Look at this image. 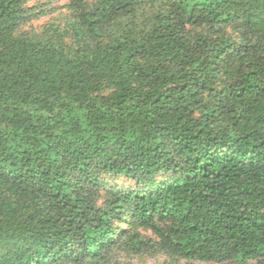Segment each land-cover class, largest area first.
Wrapping results in <instances>:
<instances>
[{
	"label": "trees",
	"instance_id": "1",
	"mask_svg": "<svg viewBox=\"0 0 264 264\" xmlns=\"http://www.w3.org/2000/svg\"><path fill=\"white\" fill-rule=\"evenodd\" d=\"M69 1L71 49L0 0V264L139 251L129 217L171 255L264 264V0Z\"/></svg>",
	"mask_w": 264,
	"mask_h": 264
},
{
	"label": "rangeland",
	"instance_id": "2",
	"mask_svg": "<svg viewBox=\"0 0 264 264\" xmlns=\"http://www.w3.org/2000/svg\"><path fill=\"white\" fill-rule=\"evenodd\" d=\"M26 8H28L30 17L21 31L28 32L40 40L50 38L66 49L77 48L78 41L74 38L73 31L67 26L68 17L73 11L69 0H28ZM188 29L191 30V33L209 34L204 26L188 27ZM228 31L234 37L238 36V33L232 28ZM112 182L123 189L137 187L129 178L125 177L113 179ZM123 227L128 234L138 236L142 244L139 251L133 250L123 238L119 244L112 245L108 250L102 251L100 258L96 261L88 260L80 264H219L163 252L160 246L161 239L156 232L149 226L132 221L131 217ZM249 263L256 264L257 262Z\"/></svg>",
	"mask_w": 264,
	"mask_h": 264
}]
</instances>
